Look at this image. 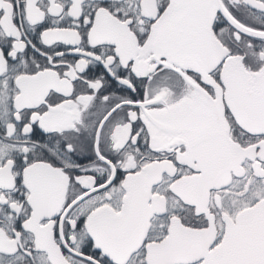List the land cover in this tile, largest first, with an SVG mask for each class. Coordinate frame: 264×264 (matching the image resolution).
Wrapping results in <instances>:
<instances>
[{
	"label": "snow or ice",
	"instance_id": "obj_1",
	"mask_svg": "<svg viewBox=\"0 0 264 264\" xmlns=\"http://www.w3.org/2000/svg\"><path fill=\"white\" fill-rule=\"evenodd\" d=\"M0 264H264V0H0Z\"/></svg>",
	"mask_w": 264,
	"mask_h": 264
}]
</instances>
